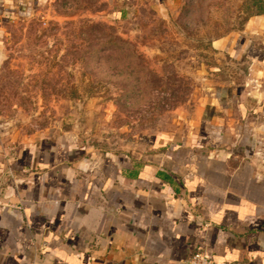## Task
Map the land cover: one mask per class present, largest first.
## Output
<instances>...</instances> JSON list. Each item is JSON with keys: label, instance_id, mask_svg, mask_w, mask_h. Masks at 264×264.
<instances>
[{"label": "crops", "instance_id": "crops-1", "mask_svg": "<svg viewBox=\"0 0 264 264\" xmlns=\"http://www.w3.org/2000/svg\"><path fill=\"white\" fill-rule=\"evenodd\" d=\"M42 1L0 0V34ZM215 45L264 55L246 38ZM1 128L0 264H182L200 250L264 264V91L218 85L193 130L125 152L46 138L13 152Z\"/></svg>", "mask_w": 264, "mask_h": 264}, {"label": "rangeland", "instance_id": "rangeland-1", "mask_svg": "<svg viewBox=\"0 0 264 264\" xmlns=\"http://www.w3.org/2000/svg\"><path fill=\"white\" fill-rule=\"evenodd\" d=\"M264 0H44L0 34V126L9 150L43 138L125 152L188 133L221 84L264 91ZM4 149V148H3Z\"/></svg>", "mask_w": 264, "mask_h": 264}, {"label": "built area", "instance_id": "built-area-1", "mask_svg": "<svg viewBox=\"0 0 264 264\" xmlns=\"http://www.w3.org/2000/svg\"><path fill=\"white\" fill-rule=\"evenodd\" d=\"M182 264H233L227 262L216 261L209 256L204 251H196L191 256L186 258Z\"/></svg>", "mask_w": 264, "mask_h": 264}, {"label": "trees", "instance_id": "trees-1", "mask_svg": "<svg viewBox=\"0 0 264 264\" xmlns=\"http://www.w3.org/2000/svg\"><path fill=\"white\" fill-rule=\"evenodd\" d=\"M262 4V6L261 7H263L264 6V3L263 2H261V3H257L256 5H261ZM260 13H264V10H260Z\"/></svg>", "mask_w": 264, "mask_h": 264}]
</instances>
